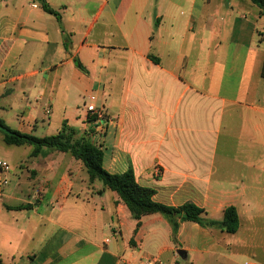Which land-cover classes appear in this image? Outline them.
<instances>
[{
    "label": "crops",
    "instance_id": "crops-1",
    "mask_svg": "<svg viewBox=\"0 0 264 264\" xmlns=\"http://www.w3.org/2000/svg\"><path fill=\"white\" fill-rule=\"evenodd\" d=\"M43 1L59 20L39 0H0V119L35 137L66 122L80 136L91 131L87 108H102L104 131L88 133L105 171L130 169L156 203H191L206 220L232 206L238 229L182 222L173 236L159 214L137 225L114 192L88 183L79 160L46 148L32 157L31 146L19 172H0V218L31 212L25 227L41 264H264L260 9L249 0ZM72 108L82 115L72 119Z\"/></svg>",
    "mask_w": 264,
    "mask_h": 264
},
{
    "label": "trees",
    "instance_id": "trees-1",
    "mask_svg": "<svg viewBox=\"0 0 264 264\" xmlns=\"http://www.w3.org/2000/svg\"><path fill=\"white\" fill-rule=\"evenodd\" d=\"M41 8L59 20V15L50 9L43 0ZM260 9V16L264 18V0H249ZM0 132L3 142L7 145L32 147L31 156H37L43 148L50 151L70 154L75 160H79L87 175L89 184L100 182L102 187L114 192L130 211L131 218L139 224L140 218L148 214L161 215L171 227L172 235L175 236L178 226L182 222H193L204 227H218L228 234H234L238 229V216L232 206L223 211L221 221H212L202 218L204 210L186 203L178 207H170L156 203L152 197L154 191L150 188L139 186L130 169L122 174H110L104 170L103 152L95 146L90 138V131L78 136L74 129L66 122L62 123L60 130L55 135L35 137L9 128L0 119ZM0 264H3L0 260Z\"/></svg>",
    "mask_w": 264,
    "mask_h": 264
},
{
    "label": "rangeland",
    "instance_id": "rangeland-1",
    "mask_svg": "<svg viewBox=\"0 0 264 264\" xmlns=\"http://www.w3.org/2000/svg\"><path fill=\"white\" fill-rule=\"evenodd\" d=\"M78 115H82L81 109L76 111L75 108H72L70 111V117L75 119ZM4 116L9 118L11 115L4 114ZM44 127L46 129H42L36 133L37 137H45L50 134V132L53 133L52 128H48L46 124ZM28 149L29 146H6L1 140L0 133V161H6L14 171H20L18 168L19 156L24 154L28 155ZM21 172V180L27 181V178L29 177L27 171L23 168ZM26 192L27 191L19 195L20 200H28V192ZM9 202L11 206H19V204H22L20 201L16 200V198L9 199L8 203ZM5 218L7 221L4 226ZM14 221H17L16 229H8L9 226H12L10 223ZM31 221H35V217L28 209L14 211L12 213H2L0 218V260L3 261L4 264H41L43 256L40 254L39 243L35 237L31 239L29 229H26ZM245 262L249 263V261ZM242 264L245 263L243 262Z\"/></svg>",
    "mask_w": 264,
    "mask_h": 264
},
{
    "label": "built area",
    "instance_id": "built-area-1",
    "mask_svg": "<svg viewBox=\"0 0 264 264\" xmlns=\"http://www.w3.org/2000/svg\"><path fill=\"white\" fill-rule=\"evenodd\" d=\"M93 100V98H90ZM87 116L88 120L91 122V131H94L95 134L100 135L105 129V126L108 122L104 110L102 108H94L93 106H89L87 108ZM90 131V132H91ZM96 146V143L94 144ZM10 171V165L6 161H0V172L8 173ZM7 179L0 180V189L1 187L7 185ZM145 264H160L155 258L148 259ZM245 264H254V263H245Z\"/></svg>",
    "mask_w": 264,
    "mask_h": 264
},
{
    "label": "water",
    "instance_id": "water-1",
    "mask_svg": "<svg viewBox=\"0 0 264 264\" xmlns=\"http://www.w3.org/2000/svg\"><path fill=\"white\" fill-rule=\"evenodd\" d=\"M178 254H179L181 257H184V253L179 252Z\"/></svg>",
    "mask_w": 264,
    "mask_h": 264
}]
</instances>
